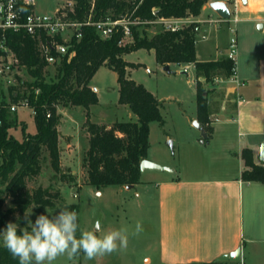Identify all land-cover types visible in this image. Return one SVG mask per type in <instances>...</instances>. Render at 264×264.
I'll return each mask as SVG.
<instances>
[{
  "label": "rangeland",
  "instance_id": "obj_1",
  "mask_svg": "<svg viewBox=\"0 0 264 264\" xmlns=\"http://www.w3.org/2000/svg\"><path fill=\"white\" fill-rule=\"evenodd\" d=\"M36 1L37 12L43 14H52L65 4V0ZM238 2L240 1L237 0L235 5ZM207 14L206 11L201 12L198 18L208 22L210 18ZM195 18H186L188 23L185 28L196 22ZM144 24L148 27L138 25L141 34L145 31L149 37H153L162 32V28L151 21H144ZM228 25L236 27L234 23L202 25L196 36L197 50L202 60L215 59L220 45L225 46L233 39L237 41L240 31L234 35L227 30ZM125 59L137 65L136 68L129 69V78L143 85L160 101L163 123L152 122L150 125L147 160L166 167L173 173H183L189 177L212 181L237 178L240 166L238 149L246 143V139L239 135L240 118L235 115V122L234 118H230L235 113L232 110L234 103H227L225 115L221 114L218 118L213 115L212 120L216 119L212 124L213 138L209 143L202 144L201 132L194 125L198 121L197 81L200 79L197 78L193 65L171 64L170 72H167L164 66L157 63L155 52L145 49L132 52ZM47 72V81L54 80L55 67L49 66ZM117 78V73L108 67L100 68L93 77L90 85L96 91L99 103L91 107L92 123L111 125L116 122H137L138 118L129 106L119 104ZM34 80L24 67L13 66V71L8 76L0 78V106L11 102L10 87L18 86L21 81L31 83ZM202 83L207 90L213 89L211 99L214 98L217 103L213 104V110L219 109L225 100L224 85L220 81L208 84L205 79ZM229 107H232L230 111ZM64 108L60 106L58 112ZM9 112L10 121L15 123L9 129L12 138L23 141V128L28 134H36L34 114L28 106L24 103L12 104ZM86 121V110L83 107L77 106L62 113L59 130L73 139V152L65 159V165L69 167H64L67 172L66 179L62 180L56 174L48 152L44 151L40 160L41 170L37 176L28 179V188L33 191L41 187L49 190L51 194H57V197L52 198L55 208L47 209L45 215H54L58 209L64 207L75 209L80 230H95L97 235H103L114 229H127L128 245L110 255L98 256L93 261H86L81 253L74 260L60 257L53 264H161L160 260L165 257L168 242V232L162 225L165 223L162 213L168 207V194H161V189L159 191L156 188L162 180L170 179L172 172L146 171L141 176L140 184L130 189L128 186H109L98 190L88 185L86 170L83 168L85 151L89 149V140L83 129ZM72 171L77 175H73ZM4 190L5 186L1 185L0 197H4ZM206 196L209 201L208 213L217 222L220 207L218 194ZM161 201H164V208H160ZM13 208L15 206L7 199L4 211ZM27 212H31L33 220L39 215L34 205ZM159 212L162 220H159ZM18 216L21 219L17 220ZM23 216L18 212L14 213L12 222L25 227ZM137 222L143 227L138 235L134 231ZM79 234L78 231L77 236ZM245 252L248 254L249 248ZM146 258H150L151 262L146 263ZM239 264H264V254L258 253L255 257L244 258Z\"/></svg>",
  "mask_w": 264,
  "mask_h": 264
},
{
  "label": "trees",
  "instance_id": "obj_2",
  "mask_svg": "<svg viewBox=\"0 0 264 264\" xmlns=\"http://www.w3.org/2000/svg\"><path fill=\"white\" fill-rule=\"evenodd\" d=\"M76 15L80 20L91 13L90 0H74ZM212 0H96L93 20L107 17L114 19H139L154 21L158 18L198 17L204 6ZM141 26V25H140ZM148 27L147 24L144 25ZM198 23H193L178 32H160L149 37L139 26H132L133 40L121 44L122 33L102 39L94 27L83 28L80 39L73 40L75 56L71 61L64 56L55 67L54 80L47 81L48 64L41 58L37 41L28 35L8 33L7 43L28 74L35 80L21 81L9 88L11 102L0 106V186H5L4 197H0V229L12 221L14 213L24 215L31 206L37 213L46 214L55 208L49 190L41 187L31 191L28 179L41 170L40 160L44 151L49 154L51 166L56 174L66 179L61 166L58 126L61 116L59 107H83L86 110L85 129L89 138V149L83 159L87 184L98 190L109 186H131L141 182L140 164L148 158L149 136L152 122L163 123L160 101L143 85L128 76V69L137 65L125 60V56L141 49L155 52L156 61L162 66L177 64L194 65L197 78L210 84L216 80L232 78L235 63L227 57L216 61H200L196 50ZM102 67L117 73L119 104L127 105L137 116V122H116L111 125L90 121V108L98 105L99 98L90 83ZM213 89L207 90L202 81H197L198 122L211 137L213 133L211 97ZM25 103L34 114L36 134L26 133L23 141L12 138L9 129L15 126L10 121L12 104ZM210 125V127H209ZM246 169L242 173L244 182L264 184V166L254 161L252 149L242 151ZM10 199L15 206L4 211ZM74 211H77L74 209ZM0 264H19L18 260L0 245ZM217 264V263H213Z\"/></svg>",
  "mask_w": 264,
  "mask_h": 264
},
{
  "label": "crops",
  "instance_id": "obj_3",
  "mask_svg": "<svg viewBox=\"0 0 264 264\" xmlns=\"http://www.w3.org/2000/svg\"><path fill=\"white\" fill-rule=\"evenodd\" d=\"M217 1L226 5L228 18L221 17L212 8V4ZM239 1L237 6L228 0H212L202 10L208 13L210 21L200 20L198 17L194 20L196 21L194 23L199 24L198 32L204 23H234L236 27L228 25L227 30L234 35L240 31L236 41V79L216 80L224 85L225 100L215 111L213 104L216 100L214 98L211 100L212 117L225 115L227 103H234L233 109L229 107V111L231 109L235 111L230 118H234V122L235 115L240 118L239 135L246 139V143L240 145L238 149L237 157L240 164L238 177L212 181L172 172L173 176L170 179L162 180L157 185L156 189L159 191L161 189V194H168V207L162 213L165 221L162 225L168 232V242L165 257L160 260L161 264H239L218 260L238 249H241V261L247 257H255L258 253L264 254V184L242 180L246 166L241 156L245 148L252 149L254 161L260 165V147L264 143V0H247L246 3ZM234 17L237 18L236 23L232 20ZM231 41L217 48L219 52L215 59L202 60L197 50L196 38L198 59L216 61L227 57ZM203 79L201 77L200 81ZM70 108L74 107H67L59 112L61 118L62 113ZM60 124L61 119L58 126L59 147L61 166L66 174L65 159L73 152V139L59 130ZM83 129L88 138L85 125ZM212 138L213 133L209 140ZM87 151L88 149L85 153ZM72 174L77 175L73 171ZM206 194H218L220 207L217 222L208 213L209 201ZM164 207V201H161L160 208ZM159 220H162L161 212ZM247 248L248 254L245 252ZM145 262L150 263L151 259L146 258Z\"/></svg>",
  "mask_w": 264,
  "mask_h": 264
},
{
  "label": "built area",
  "instance_id": "obj_4",
  "mask_svg": "<svg viewBox=\"0 0 264 264\" xmlns=\"http://www.w3.org/2000/svg\"><path fill=\"white\" fill-rule=\"evenodd\" d=\"M236 1L228 0L229 3ZM95 2L96 0H90L91 13L80 20L69 16V13L76 15L74 0H65L64 6L52 14L37 12L36 0H0V78L8 76L13 71V66H20L19 60L7 43L9 32L28 35L35 39L41 58L49 67L56 66L64 56L68 57V62L71 61L76 54L74 49L71 50L73 40L82 37L85 27H94L102 39H108L121 32V45L132 42V26L145 25L144 21L139 19H114L110 16L94 21ZM232 20L237 22L236 17ZM151 23L159 25L162 32H178L185 29L188 22L186 18H158ZM236 55L237 42L233 39L227 55V58L235 63L233 80L237 76ZM12 109L15 110L14 107Z\"/></svg>",
  "mask_w": 264,
  "mask_h": 264
},
{
  "label": "clouds",
  "instance_id": "obj_5",
  "mask_svg": "<svg viewBox=\"0 0 264 264\" xmlns=\"http://www.w3.org/2000/svg\"><path fill=\"white\" fill-rule=\"evenodd\" d=\"M23 220L25 227L9 221L0 229L3 247L19 264H53L60 257L71 261L81 253L86 261H93L128 245L127 229H114L103 235H97L95 230H80L78 213L68 207L58 209L54 215H37L34 220L26 211ZM134 231L137 235L143 231L140 222Z\"/></svg>",
  "mask_w": 264,
  "mask_h": 264
},
{
  "label": "water",
  "instance_id": "obj_6",
  "mask_svg": "<svg viewBox=\"0 0 264 264\" xmlns=\"http://www.w3.org/2000/svg\"><path fill=\"white\" fill-rule=\"evenodd\" d=\"M244 3L247 0H242ZM212 8L223 18H228V10L226 5L223 2L217 1L212 4ZM164 70L170 72V65L164 66ZM195 127L201 132L202 135V144L209 143V135L206 132L205 128L198 121L195 122ZM172 142H170V146H172ZM260 165L264 166V143L260 147ZM140 169L142 174L146 171H156V172H172L170 169L166 167H162L158 164H155L149 160H143L140 164ZM134 185L128 186V188H133ZM219 262H233L239 263L241 261V249H238L234 253L230 255H225L219 258Z\"/></svg>",
  "mask_w": 264,
  "mask_h": 264
}]
</instances>
